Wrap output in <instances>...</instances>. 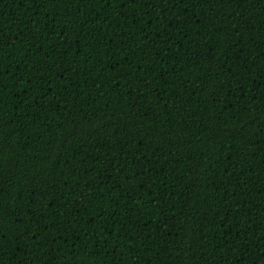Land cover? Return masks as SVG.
<instances>
[{"label":"trees","instance_id":"trees-1","mask_svg":"<svg viewBox=\"0 0 264 264\" xmlns=\"http://www.w3.org/2000/svg\"><path fill=\"white\" fill-rule=\"evenodd\" d=\"M0 264H264V0H0Z\"/></svg>","mask_w":264,"mask_h":264}]
</instances>
